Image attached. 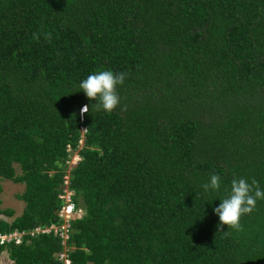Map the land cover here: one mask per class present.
Instances as JSON below:
<instances>
[{
	"label": "trees",
	"instance_id": "1",
	"mask_svg": "<svg viewBox=\"0 0 264 264\" xmlns=\"http://www.w3.org/2000/svg\"><path fill=\"white\" fill-rule=\"evenodd\" d=\"M102 70L128 74L111 114L79 87ZM66 176L73 264H264V201L240 232L214 212L233 178L264 189V0H0V178L25 203L0 234L57 222ZM5 245L60 264L53 235Z\"/></svg>",
	"mask_w": 264,
	"mask_h": 264
},
{
	"label": "clouds",
	"instance_id": "2",
	"mask_svg": "<svg viewBox=\"0 0 264 264\" xmlns=\"http://www.w3.org/2000/svg\"><path fill=\"white\" fill-rule=\"evenodd\" d=\"M42 35L45 40L51 41V33H43ZM40 36L41 33H34L33 39L39 41ZM127 75L125 72L114 73L111 70H102L88 75L86 79L80 82L79 87L89 101L96 102L92 105V109L95 108L97 111L103 110L111 114L120 105L117 88L124 84ZM89 111V105L85 104L80 109V118L83 119ZM121 111H126V106L121 108ZM202 187L206 192H219L221 190V177L218 174L210 175L208 182L203 183ZM225 191L227 195L220 199L221 203L218 207L214 208V212L220 221L217 228L223 232V228L227 226L228 231L224 232L225 234H228L230 231H243L241 218L252 214L257 209L258 201H264V189L261 188L259 181L255 178H252L249 182L246 178L240 177L233 178L230 188L225 189ZM4 252L0 253V263L4 259L5 262L2 264H14L9 257L8 251H6V257H4Z\"/></svg>",
	"mask_w": 264,
	"mask_h": 264
},
{
	"label": "built area",
	"instance_id": "3",
	"mask_svg": "<svg viewBox=\"0 0 264 264\" xmlns=\"http://www.w3.org/2000/svg\"><path fill=\"white\" fill-rule=\"evenodd\" d=\"M85 129H83L84 131ZM83 141H81L82 143ZM71 151V149H69ZM77 157L76 163H73V158ZM72 160V161H71ZM82 160L78 152H74L70 159H68L67 164H74L75 166ZM69 176L65 177L64 190L60 194V199L63 201L57 214V222L50 225H40L31 231H13L8 233L0 234V244H23L25 239L29 241L32 238L39 237L41 235H53L60 238L62 244V250L56 255L57 260L60 264H73L70 257V253L73 248L69 247V241L73 233V221L81 219L84 216V211L82 208L77 207L75 201L73 200L75 196V190L70 187Z\"/></svg>",
	"mask_w": 264,
	"mask_h": 264
},
{
	"label": "rangeland",
	"instance_id": "4",
	"mask_svg": "<svg viewBox=\"0 0 264 264\" xmlns=\"http://www.w3.org/2000/svg\"><path fill=\"white\" fill-rule=\"evenodd\" d=\"M77 157L73 158V163H76ZM75 167L74 164H68V168L71 170ZM20 173V172H18ZM24 191V186L16 185L12 181L9 180H2L0 178V204L3 209H12L15 211V217L20 216L25 208V203L17 198ZM9 222L12 221L11 218L3 217ZM4 257H6L7 252H4ZM4 259L2 263H4Z\"/></svg>",
	"mask_w": 264,
	"mask_h": 264
},
{
	"label": "crops",
	"instance_id": "5",
	"mask_svg": "<svg viewBox=\"0 0 264 264\" xmlns=\"http://www.w3.org/2000/svg\"><path fill=\"white\" fill-rule=\"evenodd\" d=\"M9 264H11V263H9Z\"/></svg>",
	"mask_w": 264,
	"mask_h": 264
}]
</instances>
